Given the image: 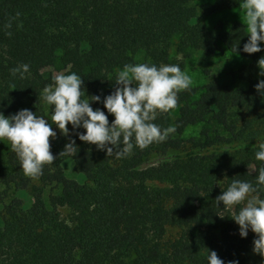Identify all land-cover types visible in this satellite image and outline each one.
I'll return each mask as SVG.
<instances>
[{"label":"trees","instance_id":"obj_1","mask_svg":"<svg viewBox=\"0 0 264 264\" xmlns=\"http://www.w3.org/2000/svg\"><path fill=\"white\" fill-rule=\"evenodd\" d=\"M240 0H0V112L27 108L51 123L41 91L52 78L77 73L83 99L112 91L111 79L126 64H176L195 54L210 57L224 47L245 61L177 93V107L157 116L176 131L163 142L128 156L105 155L95 145L56 129L49 138L56 157L38 177L18 166L11 146L0 158V264H206L207 249L222 261L262 264L252 251L254 233L240 237L230 217L242 205L222 209L215 197L234 179L255 184L264 142V95L254 88L264 49L240 51L243 22L203 18ZM176 39L172 41V38ZM174 47L175 56L169 51ZM27 64L23 78L10 69ZM82 89V91H83ZM105 111L102 103L89 101ZM199 124L196 135L184 130ZM69 138L73 173L58 155ZM78 177V178H77ZM19 193L3 202L9 188ZM27 197L24 200L22 195ZM264 199V191H259ZM250 195H257L251 193ZM219 215H224L223 217ZM229 215V216H228Z\"/></svg>","mask_w":264,"mask_h":264},{"label":"clouds","instance_id":"obj_2","mask_svg":"<svg viewBox=\"0 0 264 264\" xmlns=\"http://www.w3.org/2000/svg\"><path fill=\"white\" fill-rule=\"evenodd\" d=\"M240 7L247 28V40L240 51L259 52L264 49V0H240ZM233 52L237 53V44ZM257 65L258 75L264 76V56L257 60ZM28 70L27 64H21L11 68L10 74L23 78ZM52 80L41 91L42 100L49 106L51 123L65 136L70 131L66 125H71L73 131L82 128V132L75 131L80 141L117 158L128 156L134 148L142 150L154 142H163L176 131L175 124L162 129L153 121L175 109L177 93L188 90L191 83L190 77L176 64H126L111 79L114 84L109 94L102 99L91 95L86 100L82 98L83 81L77 73H59ZM254 88L264 95V80H259ZM90 100L102 103L113 117L111 122L105 111L90 106ZM50 137L55 139L56 131L49 120L29 109L7 116L0 112V141L10 143L25 176L38 177L43 166L56 158L50 152ZM76 152L75 141L69 138L58 155ZM254 159L261 162L255 184L234 179L215 197V203L218 207L222 202L225 210L242 205L230 217L238 225L240 237L247 236L249 230L255 234L252 251L264 258V199L258 194V190L264 191V142L258 144ZM206 264H238V261H222L214 250L207 249Z\"/></svg>","mask_w":264,"mask_h":264},{"label":"rangeland","instance_id":"obj_3","mask_svg":"<svg viewBox=\"0 0 264 264\" xmlns=\"http://www.w3.org/2000/svg\"><path fill=\"white\" fill-rule=\"evenodd\" d=\"M197 3L209 2L210 0H194ZM232 19H237L245 24L243 10L240 5L233 7L231 9H226L223 11H219L203 18V22L210 26L215 23L217 20H222L227 22ZM176 39V36L172 38V41ZM170 55L175 56L174 47L172 46L170 51ZM245 61V58L241 55L231 53L227 51L224 47L220 46V49L213 53L210 57H205L199 54H195L191 58L185 60L184 67L181 69L182 72L187 74L190 77L191 83L190 85L200 87L204 83V73L203 69L206 68L210 71V73L215 76L223 75L227 70H235L237 66ZM14 114L13 112L8 113L7 115ZM6 115V116H7ZM200 126L199 124L192 125L187 127L184 130V137H189L191 135H196ZM56 131V127H55ZM10 143L7 140L0 141V158L10 147ZM63 169L65 174H72L73 170L71 169L72 162L68 155H64V159L62 162ZM78 178V177H77ZM4 187L0 185V190ZM19 193L13 189V187L9 188L7 191V195L4 197L3 202H7L9 198L13 196H17ZM22 197L24 200H27V197L23 194Z\"/></svg>","mask_w":264,"mask_h":264}]
</instances>
